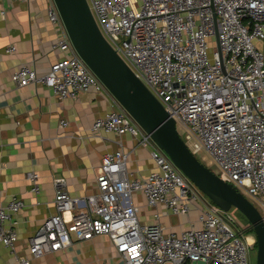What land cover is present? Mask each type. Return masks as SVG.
<instances>
[{
	"label": "built area",
	"instance_id": "obj_1",
	"mask_svg": "<svg viewBox=\"0 0 264 264\" xmlns=\"http://www.w3.org/2000/svg\"><path fill=\"white\" fill-rule=\"evenodd\" d=\"M44 1L56 35L52 48L63 56L43 76L22 64L12 83L20 88L42 84L58 101L89 90L107 94L114 106L94 120L90 135L129 134L149 149L154 169L133 177L129 153L120 146L101 158L94 194L72 197L64 181H55V213L28 239V255L17 257L16 264H32L73 241L103 236L123 264H251L254 235L240 232L231 214L207 201L131 119L76 52L54 0ZM86 1L111 47L176 129L184 131L181 139L191 154L197 159L205 153L218 168L214 174L244 196L264 221V0ZM209 37H215V49H209ZM15 51L14 44L5 48ZM28 179L38 193V176L31 173ZM135 195L147 207L162 206L173 215L196 209L198 225L175 235L158 223L142 224L132 202ZM23 206L13 198L0 205V242L13 255L18 236L12 218Z\"/></svg>",
	"mask_w": 264,
	"mask_h": 264
},
{
	"label": "crops",
	"instance_id": "obj_2",
	"mask_svg": "<svg viewBox=\"0 0 264 264\" xmlns=\"http://www.w3.org/2000/svg\"><path fill=\"white\" fill-rule=\"evenodd\" d=\"M55 39L44 0H0V205L12 198L24 205L12 218L18 236L15 255L0 242V264H16L17 257L28 255V239L55 213V181H64L72 197L94 194L101 158L120 146L129 153L127 166L133 177L143 178L154 169L149 149L129 134L90 135L94 120L114 106L107 94L89 90L75 99L58 101L42 84L20 88L12 83L13 72L22 64L30 65L37 76L47 74L50 64L63 56L52 48ZM12 44L16 51L5 52ZM61 120L67 122L63 128ZM31 173L38 176V193L32 192ZM132 202L142 224L158 223L166 234L178 235L198 225L196 209L187 215H173L162 206L147 207L140 195ZM31 263L123 264L104 236L73 241L66 250Z\"/></svg>",
	"mask_w": 264,
	"mask_h": 264
},
{
	"label": "water",
	"instance_id": "obj_3",
	"mask_svg": "<svg viewBox=\"0 0 264 264\" xmlns=\"http://www.w3.org/2000/svg\"><path fill=\"white\" fill-rule=\"evenodd\" d=\"M54 2L71 43L89 70L154 144L167 154L175 167L212 204L224 212L234 209L245 218L255 237V264H264V221L257 209L191 154L178 134L175 121L105 39L87 1Z\"/></svg>",
	"mask_w": 264,
	"mask_h": 264
},
{
	"label": "rangeland",
	"instance_id": "obj_4",
	"mask_svg": "<svg viewBox=\"0 0 264 264\" xmlns=\"http://www.w3.org/2000/svg\"><path fill=\"white\" fill-rule=\"evenodd\" d=\"M208 47L209 49H215L216 48V41L215 37H209L207 39ZM177 131L178 134L181 138H184V131L177 125ZM197 160L208 167L213 173H218V168L217 166L211 161V159L205 154H201L200 156L197 157ZM205 197V196H204ZM207 201H210L207 197H205ZM256 207L261 211V207L256 205ZM229 214L232 215L235 221V226L236 228L245 234L246 229L249 227V224L247 221L234 209H231ZM256 262V247L251 250V264H255Z\"/></svg>",
	"mask_w": 264,
	"mask_h": 264
},
{
	"label": "trees",
	"instance_id": "obj_5",
	"mask_svg": "<svg viewBox=\"0 0 264 264\" xmlns=\"http://www.w3.org/2000/svg\"><path fill=\"white\" fill-rule=\"evenodd\" d=\"M242 216V215H241ZM243 217V216H242ZM244 218V217H243ZM245 219V218H244ZM248 223V222H247ZM249 224V223H248ZM245 235H253V231H252V229H251V227H250V225H249V227L246 229V231H245ZM256 246H255V244H254V248H255Z\"/></svg>",
	"mask_w": 264,
	"mask_h": 264
}]
</instances>
